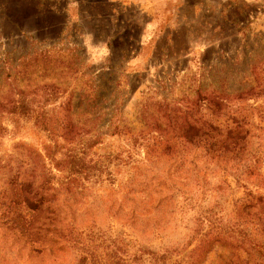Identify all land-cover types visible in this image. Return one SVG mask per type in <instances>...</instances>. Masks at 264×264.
<instances>
[{"label":"rangeland","instance_id":"rangeland-1","mask_svg":"<svg viewBox=\"0 0 264 264\" xmlns=\"http://www.w3.org/2000/svg\"><path fill=\"white\" fill-rule=\"evenodd\" d=\"M6 73L29 78L48 127L64 114L74 127L48 132L0 109V264H264V0H0ZM111 96L130 132L94 119ZM156 101L163 116L148 125L169 111L180 122V110L241 136L220 152L178 133L170 148L146 149L132 136L144 129L138 110ZM39 183L46 225L32 235L16 220Z\"/></svg>","mask_w":264,"mask_h":264},{"label":"trees","instance_id":"trees-1","mask_svg":"<svg viewBox=\"0 0 264 264\" xmlns=\"http://www.w3.org/2000/svg\"><path fill=\"white\" fill-rule=\"evenodd\" d=\"M27 62V63H26ZM27 60H19L17 63V66H19V70L22 69V71L25 72V70L31 66L30 62ZM47 60H41L42 65V70L44 72H57L60 74V71L62 70L61 68H58L59 65L57 66L55 64H50V63H45ZM60 79V76L57 75L56 79L53 81V84H57L63 89L69 85V80L65 79L62 77V80ZM71 79V78H70ZM77 84V81H73L71 86L69 87V95L72 94L74 90V85ZM5 86V89L3 87ZM31 86V81L27 77H20L13 75L10 78V75L7 73L5 74L3 79H0V109H3L2 111L7 112L9 114H20L25 117H32L33 120L35 121V124L42 125L43 130H47L48 132H56L58 130H63L64 133L70 132V129L74 127V124L69 123V118L67 114H64V120L63 121H68L65 124H58L53 128L52 126L48 127V115L46 116V113L43 108L41 107H36L32 105V98H29L30 96H27L26 90ZM89 87V86H88ZM55 92L56 91H50L47 92L46 96H43L44 101H51L55 97ZM86 100H96L97 97L95 95L88 96V95H83ZM70 98V96H69ZM107 99V98H105ZM111 100L107 105L108 110H105L103 107L100 111H98L94 115V119L96 120H102V118H105L106 121V128L110 132H130L131 128H126L125 124L122 122L120 116H121V108H119V103L117 102L118 96H111L108 98V100ZM213 96L207 97V100H212ZM220 101V100H219ZM165 106V104H162L161 101H156L153 105L151 103H147L143 105L139 110H138V117H141L142 122H145L144 129L138 130L136 136H132L133 140L134 139H143L145 141V148L150 149L152 145H160L161 147L163 146V149H168L170 148V143L168 141L171 140V133L176 134L178 133L179 135L183 136L185 139H188L187 142H191L193 144H198L201 143V147L205 151L209 152H220L222 150H228L229 148H234L235 147V140L234 138H237L238 136H241L239 134V131L237 130L239 128L238 125L234 126H225V128H219L216 125H213V123L208 122V124H196L193 122H189L185 119V116L190 118L191 113L188 114V112H182L178 110L179 114H183L182 121H177V116L173 115V122L171 123V111L166 113L165 119L168 120V123L163 124V125H148V120L150 119H156L159 117H162V112L161 109ZM63 110L67 111L66 108L61 107ZM1 111V110H0ZM182 112V113H181ZM187 113V114H186ZM80 115H83L82 113ZM137 116H135L136 118ZM88 120H90L89 117L86 116ZM184 118V119H183ZM187 118V119H188ZM85 117L83 118V120ZM76 121H80L81 118L78 117V119H75ZM82 122V120L80 121ZM76 133L77 131H82L84 132L85 128L77 127L75 128ZM90 130V129H89ZM87 128L85 129V133L89 131ZM145 130V131H144ZM223 131V132H221ZM145 133V134H144ZM144 134V135H143ZM223 134V135H222ZM197 138V139H195ZM149 139H154L153 143L148 144ZM193 140V141H192ZM201 141V142H199ZM149 147V148H148ZM68 160V164L70 167L72 166H77L80 162V158L75 154V153H69L66 155ZM28 185L30 182L27 183ZM40 188V191L33 190L29 191L30 196H23V200L25 202V206L27 207V213L28 216L25 217L21 215L20 217H17L18 219L16 220L17 226H20L24 230H26L28 233L31 231L32 235L38 234V230H40L45 224L43 220H38L37 219V214L36 211L39 209L37 205L40 204V202L43 200V194L41 189L43 188L42 185L39 183L37 184ZM49 185V184H48ZM46 185L44 190H48L49 186ZM51 186V185H50ZM36 188V187H35ZM129 192H132V190H129ZM49 206L47 205V208ZM25 215V214H24ZM30 234V233H29ZM247 242V239H246ZM259 247L260 252H264V246L262 244L257 245ZM255 248V247H254ZM192 262H197V258L193 259ZM191 261L188 260H182L179 264H192Z\"/></svg>","mask_w":264,"mask_h":264},{"label":"clouds","instance_id":"clouds-1","mask_svg":"<svg viewBox=\"0 0 264 264\" xmlns=\"http://www.w3.org/2000/svg\"><path fill=\"white\" fill-rule=\"evenodd\" d=\"M89 39H92V37H89Z\"/></svg>","mask_w":264,"mask_h":264}]
</instances>
